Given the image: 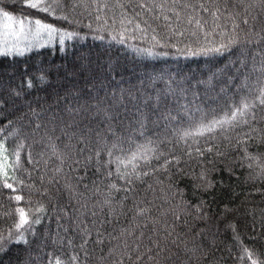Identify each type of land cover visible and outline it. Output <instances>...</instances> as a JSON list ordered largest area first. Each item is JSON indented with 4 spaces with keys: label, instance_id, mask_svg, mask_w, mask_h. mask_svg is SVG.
Returning a JSON list of instances; mask_svg holds the SVG:
<instances>
[{
    "label": "trees",
    "instance_id": "1",
    "mask_svg": "<svg viewBox=\"0 0 264 264\" xmlns=\"http://www.w3.org/2000/svg\"><path fill=\"white\" fill-rule=\"evenodd\" d=\"M5 13L71 37L0 53V264H264V0Z\"/></svg>",
    "mask_w": 264,
    "mask_h": 264
},
{
    "label": "rangeland",
    "instance_id": "2",
    "mask_svg": "<svg viewBox=\"0 0 264 264\" xmlns=\"http://www.w3.org/2000/svg\"><path fill=\"white\" fill-rule=\"evenodd\" d=\"M2 15L0 14V53L29 52L44 45L61 44L71 37L68 32H59L54 28L42 27L44 25L33 27L32 24L13 18L6 19L5 15ZM98 52L100 53V51ZM94 54L97 58V52ZM8 175L5 153L0 145V177H7Z\"/></svg>",
    "mask_w": 264,
    "mask_h": 264
},
{
    "label": "snow or ice",
    "instance_id": "3",
    "mask_svg": "<svg viewBox=\"0 0 264 264\" xmlns=\"http://www.w3.org/2000/svg\"><path fill=\"white\" fill-rule=\"evenodd\" d=\"M28 6H30L32 8H37L38 7V4L37 3H30ZM4 15H5V18L6 19H11V17H9L7 13H5ZM36 23L39 24L40 22L39 21H36ZM244 23L247 24L248 21L245 20ZM42 27H47V26L45 25V26H42ZM230 43H236V41L233 40ZM223 47H225V46H222L221 48L211 49V51L219 53V52L222 51V48ZM257 99L259 100V102H260L261 105H264V87H261V89H260V95L257 97ZM250 107H253V105H250L249 103H247V101L243 102L241 104V106L236 109L235 112L231 113L230 119L231 120H235L236 117H237V115L243 116L245 114V112ZM221 123H223V122L222 121H212L209 124H202L201 127H200V129H198L195 134L203 135V131L204 130H206V131H212L216 124H221ZM190 134L191 133H185V135H190ZM137 158L138 157L135 154H133L131 160H129L128 163H132V161L133 160H136ZM5 186L6 187H9V188L12 187L10 184H5ZM16 199L17 200H20L21 197L17 196ZM19 217H20L19 223L16 225V228L17 229L22 228L25 224L28 223L27 217H26L25 212H24L23 209H20L19 210ZM253 264H255V262H253Z\"/></svg>",
    "mask_w": 264,
    "mask_h": 264
}]
</instances>
